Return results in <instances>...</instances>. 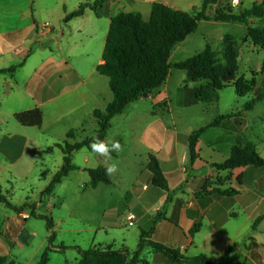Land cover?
<instances>
[{
	"label": "crops",
	"instance_id": "1",
	"mask_svg": "<svg viewBox=\"0 0 264 264\" xmlns=\"http://www.w3.org/2000/svg\"><path fill=\"white\" fill-rule=\"evenodd\" d=\"M96 1L70 3L61 0L60 5L56 1L49 18L44 21L35 10L37 0H0V71L22 64L14 76L0 75V106L2 96H15L11 103L14 110L8 118L15 119L16 114L35 108H40L44 115L40 128H27L16 122L22 131L37 129L56 133L59 130L64 141L71 130L85 131L88 124L96 122L94 111H104L113 101L109 79L97 71L104 63L103 53L112 18L120 12H138L148 20L157 2L183 11L186 6L185 0H106L97 11L87 8L82 16L65 21L81 5H93ZM193 4H188L191 11L197 7ZM173 70L164 86L148 98L129 104L122 114L112 119L109 131L114 119L126 115L133 107L132 115L127 118V127L135 142L130 151L132 160L125 159L123 152L116 153L112 160L95 154L100 158L98 166L106 168L112 162L119 163L118 171L110 176L111 185L100 184L91 189L88 173L81 170L71 172L63 180L76 173L88 175L83 190L106 193L99 201L103 213L96 227L73 231L90 234V248L127 249L134 253L141 233H151V240L188 257L205 255L213 264H264V218L255 227L256 221L264 216V168L249 166L233 171L214 168L229 159L234 146L248 140L241 134L243 107L228 114L230 117L219 127L205 131L196 147L197 158L191 163L189 137L197 129L179 131L173 114L176 107L187 111L201 106L203 102L196 97L201 84L190 81L182 71L175 81L176 89L171 90ZM144 101L151 104L149 112H144L139 104ZM147 115L150 116L148 122ZM166 115L171 117L172 124L165 120ZM3 116L0 107V165L7 163L11 174L31 142L19 134L16 124V132L8 131V119L4 121ZM116 140L124 149L122 138ZM70 142L75 143V140ZM57 144L61 143L54 141V146ZM151 156L160 162L168 182L167 190L152 186V174L148 169ZM138 157L143 163L136 168ZM123 159L129 163L120 164ZM229 189L239 193L230 196L216 193V190ZM48 204L46 207L51 208ZM9 212L0 218L4 219L5 226V231L0 232V248L5 253L0 252V257L7 258L5 264H14L4 243L11 244L9 236L19 243L25 232V228H20L22 221L29 222L30 217L11 209ZM129 214L137 218L133 227L127 223ZM147 250L151 252L150 259H145ZM154 256V250L146 247L141 259L146 264H157Z\"/></svg>",
	"mask_w": 264,
	"mask_h": 264
},
{
	"label": "trees",
	"instance_id": "2",
	"mask_svg": "<svg viewBox=\"0 0 264 264\" xmlns=\"http://www.w3.org/2000/svg\"><path fill=\"white\" fill-rule=\"evenodd\" d=\"M106 0H97L93 5L83 4L80 8L69 14L65 21L80 17L87 8L97 11ZM231 0H202L201 9L194 8L192 12L170 7L164 3H154L148 20L138 12H120L111 20V26L103 53V64L97 71L100 75L109 79V87L113 94V101L102 110L94 111V119L98 129L96 134L82 142L71 143L76 139V131L71 130L67 134V140L57 147L63 154V164L53 177L51 183L44 189L42 196H51L57 185L61 184L69 174L80 168L73 164L74 153L86 148L94 137L104 140L111 128L112 119L124 112L125 108L140 99L148 98L155 91L167 83L172 69L185 71L190 81L195 83L207 82V90L198 88L196 97L203 103H217L218 92L233 88L239 98H244L253 93L254 98L245 106L244 110L251 112L264 101V65L260 74H254L251 80L239 78L238 52L233 46H228V54L221 59L219 53L207 46L201 53L184 61L171 63L174 49L194 34L201 22L240 23L246 26V37L253 45L264 50V0H256L252 7L236 12L230 6ZM210 6H216L213 16L207 14ZM22 67V64L1 70L0 75L14 74ZM204 90V91H203ZM230 115H222L216 118L207 127L194 131L189 137L190 162L193 163L196 156V147L206 130L219 127ZM17 122L27 128H40L43 125L44 115L40 108L18 113L15 115ZM116 157V153H112ZM253 166L264 168V158L261 156L254 142L243 140L233 147L229 159L221 164L214 165L218 171H233L242 167ZM148 169L152 174V186L162 190L168 189V182L163 174L157 157L151 156ZM106 168L83 169L90 177L89 187L96 189L100 184L111 185L110 176L105 175ZM204 191L207 187L203 188ZM220 195H237L235 189L225 192L216 190ZM0 202L16 213L30 210V217L46 221L50 234L48 246L43 251L38 264H49L50 255L63 250V245L56 247L55 223L51 217L39 215L35 205L14 206L0 189ZM260 217L255 227L263 220ZM23 224L27 223L24 219ZM151 233H141L140 243L134 253L127 249L114 250L112 248L95 247L86 250L78 249L80 261L78 264H146L141 256L146 247L154 250V260L157 264H213L205 255L188 257L178 250L170 248L162 243L150 239ZM11 244L15 239L7 238ZM6 257H0V264H5Z\"/></svg>",
	"mask_w": 264,
	"mask_h": 264
},
{
	"label": "rangeland",
	"instance_id": "3",
	"mask_svg": "<svg viewBox=\"0 0 264 264\" xmlns=\"http://www.w3.org/2000/svg\"><path fill=\"white\" fill-rule=\"evenodd\" d=\"M56 1L60 5L61 0H37L35 10L43 16L44 21L49 18V14L54 9L52 4ZM68 1L72 3L75 0ZM255 1L238 0L236 4H233V0H231L229 4L236 12H239L240 10L251 8ZM191 2L198 7V11L201 9L202 0H185L186 6H183L185 11L192 12V8L188 6ZM215 10L216 6H210L207 14L213 16ZM207 46L217 51L221 59L228 54L227 47L233 46L239 55V78L243 77L246 80H251L254 74H260L262 71L264 50L256 47L247 39L246 26L240 23L201 22L198 30L174 49L171 63L175 64L193 57L204 51ZM180 73L183 72L176 69L173 70L174 79L169 85L171 90L176 89L177 82L175 83V81L178 80V74ZM200 84L198 88L207 90V82H200ZM1 91L3 94L2 89ZM252 98H254L253 93L244 98H239L233 88L224 89L218 92L217 103H202L200 107L187 111L176 107L173 120L177 125V129L181 132L190 129L198 130L200 127L212 123L219 116L231 114L233 111L236 112L243 107L244 126L241 129V134L257 145L259 153L264 158V101L259 103L253 111L247 112L244 110V106ZM15 99V96H2L0 107L4 113L3 119L4 121L8 119V131L16 132L14 128L16 125L19 126V134L29 138L31 143L26 148L23 158L15 166L17 169L11 174L9 173L11 168L8 167L7 163L0 165L2 168L0 170V189L12 204L18 205L16 207L27 204L35 205L37 214L53 219L56 228L54 229L56 233L54 245L56 247L63 245L64 249L54 251L50 255L49 264H78L80 259L78 249H89L92 236L88 233L78 234L73 230L88 231L96 227L97 221H99L103 213L101 212L102 205L99 201L106 196V193L103 191L94 193L91 189L83 190L88 181V175L76 173L70 179L65 180L62 185H57L54 195H51L50 198L42 196L41 192L50 184L52 178L56 175L55 173H57V168L62 164V152L58 147L54 146V141H59L62 144L65 138H63L59 130L56 133H53L52 130L43 133L37 129H25L27 131H22L13 116L8 118L9 113L14 110L11 103ZM139 104L144 112L151 110L149 101ZM23 107H25V104H23ZM132 108L126 115H121L114 119L112 129L108 133V139L116 140L122 138L124 141L125 147L122 154H124L125 159H131L130 151L135 144L127 127V118L132 115ZM147 119V122L150 121L149 115H147ZM165 120L169 124L173 122L168 115L165 116ZM97 129L96 122L88 124L85 127V131L76 132L78 134L75 142H81L93 137ZM74 156L73 163L82 172H85L82 170L83 168L99 167V156L89 152L87 149L80 150ZM125 159L120 164H128L129 162ZM135 163L138 165H134V167L139 168V164H142L143 160L138 157ZM8 173L11 177H9ZM48 202L51 208L46 207ZM7 213H10L9 208L7 209L5 204L0 202V218ZM22 213L26 217H30V210L25 209ZM3 220L0 219V232L5 231ZM27 223L20 226V228H25V232L21 235L19 243L15 242L10 244V246L9 243L3 242L9 248V257L14 261V264H38L42 252L48 246V235L50 234L47 230L46 221L30 217ZM0 252L5 253V250L2 249ZM150 253L147 250L145 259L151 258Z\"/></svg>",
	"mask_w": 264,
	"mask_h": 264
},
{
	"label": "clouds",
	"instance_id": "4",
	"mask_svg": "<svg viewBox=\"0 0 264 264\" xmlns=\"http://www.w3.org/2000/svg\"><path fill=\"white\" fill-rule=\"evenodd\" d=\"M238 0H233V4H236ZM91 151L99 156L105 157L106 160H112V153H120L123 151V146L118 140L112 139H100L94 137L89 144ZM118 171V163L112 162L106 167L105 175L112 176Z\"/></svg>",
	"mask_w": 264,
	"mask_h": 264
},
{
	"label": "built area",
	"instance_id": "5",
	"mask_svg": "<svg viewBox=\"0 0 264 264\" xmlns=\"http://www.w3.org/2000/svg\"><path fill=\"white\" fill-rule=\"evenodd\" d=\"M137 221V218L134 214H129L127 217V223L129 227H133Z\"/></svg>",
	"mask_w": 264,
	"mask_h": 264
}]
</instances>
